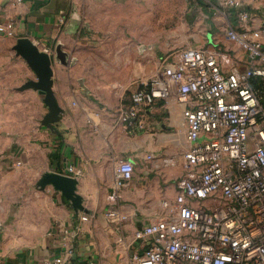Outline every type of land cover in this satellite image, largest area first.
<instances>
[{
  "label": "crops",
  "instance_id": "obj_1",
  "mask_svg": "<svg viewBox=\"0 0 264 264\" xmlns=\"http://www.w3.org/2000/svg\"><path fill=\"white\" fill-rule=\"evenodd\" d=\"M198 1L208 5L206 21L214 31L206 43L193 46L226 49L245 68L247 51L227 37V29L264 28V0H241V10L250 16L246 22L240 10L222 7L219 0ZM6 22L13 23L15 36L0 33V93L29 99L36 110L19 124L0 119V264H43L65 252L67 231L74 255L65 264H131L140 249L135 231L163 216L164 200L178 193L183 154L190 145L182 105L175 95L142 103L138 116L125 123L120 114L136 106L134 101L90 97L75 65V38L83 26L75 0H0V24ZM26 36L52 53L61 45L68 55L67 64L57 57L53 64L54 91L64 109L55 129L43 124L49 111L43 95L21 89L36 79L13 49ZM121 160L133 162L135 170L117 188L115 170ZM71 165L87 213L75 210L52 185H38L45 172L70 174ZM113 209L127 219L108 218L106 212ZM83 214L91 220L82 222Z\"/></svg>",
  "mask_w": 264,
  "mask_h": 264
},
{
  "label": "built area",
  "instance_id": "obj_2",
  "mask_svg": "<svg viewBox=\"0 0 264 264\" xmlns=\"http://www.w3.org/2000/svg\"><path fill=\"white\" fill-rule=\"evenodd\" d=\"M219 2L240 10L241 22L249 20L241 0ZM0 33L15 36L13 23L0 24ZM227 37L247 51L245 68L226 49L172 48L133 92L136 106L120 114L130 122L138 116L137 105L175 95L190 144L176 197L164 200L163 216L135 231L140 249L131 264H264V28L229 27ZM134 170L130 160L119 161L115 187L127 184ZM106 216L127 219L116 209ZM67 234L65 252L43 264H65L74 255Z\"/></svg>",
  "mask_w": 264,
  "mask_h": 264
},
{
  "label": "rangeland",
  "instance_id": "obj_3",
  "mask_svg": "<svg viewBox=\"0 0 264 264\" xmlns=\"http://www.w3.org/2000/svg\"><path fill=\"white\" fill-rule=\"evenodd\" d=\"M75 6L83 24L75 65L97 101L133 102L132 90L155 74L171 48L206 43L214 31L206 21L208 5L198 0H75ZM16 97L0 93L5 123H22L36 110L29 99Z\"/></svg>",
  "mask_w": 264,
  "mask_h": 264
},
{
  "label": "water",
  "instance_id": "obj_4",
  "mask_svg": "<svg viewBox=\"0 0 264 264\" xmlns=\"http://www.w3.org/2000/svg\"><path fill=\"white\" fill-rule=\"evenodd\" d=\"M16 54L22 57L35 72L36 79H30L21 87L22 90L34 89L43 95V100L49 111L44 116L43 124L55 129L54 123L61 119L64 111L54 91V68L55 58H59L62 64L68 63V55L61 45L54 52L42 50L31 38L20 37L14 44ZM78 179L70 174L56 171L45 172L38 182L40 187L52 185L60 191L63 197L71 203L77 211L88 210L83 205V197L78 193Z\"/></svg>",
  "mask_w": 264,
  "mask_h": 264
}]
</instances>
